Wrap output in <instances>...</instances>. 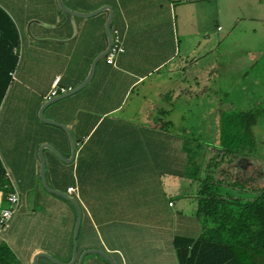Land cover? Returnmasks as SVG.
Returning a JSON list of instances; mask_svg holds the SVG:
<instances>
[{
  "label": "crops",
  "instance_id": "crops-1",
  "mask_svg": "<svg viewBox=\"0 0 264 264\" xmlns=\"http://www.w3.org/2000/svg\"><path fill=\"white\" fill-rule=\"evenodd\" d=\"M61 3L79 14L102 10L80 17L62 11L57 0H0L19 37L18 51L13 50L17 64L9 72L10 80L0 101V166L4 171L0 210L8 206L4 189L17 192L19 202L8 226L0 231V245L18 264H34L40 254L61 263L71 260L75 209L43 187L38 153L40 146L49 144L69 159L70 144L64 130L41 121L38 112L48 101L56 76L60 77V86L71 89L87 78L92 61L107 46L109 11L103 7L109 6L113 11L110 29L119 31L124 52L115 58L114 65L101 59L83 89L43 110L44 118L66 126L75 144L71 162L61 161L48 148L42 149L45 181L64 193L69 187L76 188L69 196L82 210L78 255L93 249L106 252L115 264H179L174 238L196 240L212 228L211 222L205 225L198 213L199 185L188 172L187 152L204 153V157L208 154L209 158L214 147L220 148V114L257 111L264 104L262 89L256 79L244 80L241 96L234 93L236 88L241 91L240 81L224 86L223 91L209 88L211 76L207 73L213 74L212 62L205 64L206 74L200 64L202 55L212 51L206 46L214 36L204 23L208 2ZM190 7L196 13L193 19L188 17ZM252 9H260L259 15L248 13L247 19L264 22V1ZM243 10L247 12L250 7ZM225 12L232 21L242 14L234 8ZM223 13L221 10L226 18L228 13ZM218 15L216 32L222 30ZM188 25L189 35L185 31ZM252 61L249 59L245 66L253 68ZM161 111H166L165 118L160 117ZM196 118L198 126L192 123ZM161 119L170 124L164 127ZM263 129L264 124H256L255 136ZM189 135L204 136V145L195 142L190 146ZM260 135L264 136L262 132ZM235 163L256 170L253 178L244 180L248 184H242L241 190L230 185L235 180L228 173L237 167ZM204 166L205 161L201 162L200 177ZM221 169L224 172H217L216 179L225 182L223 176L231 178L219 187L222 194L254 198L264 187V160L260 158L251 155L238 162L223 161ZM255 254L240 252L236 259L226 250L227 257L221 264H263L264 257ZM217 255L214 250L210 252L211 263L218 260ZM37 262L55 264L43 256ZM82 264L109 262L88 254Z\"/></svg>",
  "mask_w": 264,
  "mask_h": 264
},
{
  "label": "trees",
  "instance_id": "trees-1",
  "mask_svg": "<svg viewBox=\"0 0 264 264\" xmlns=\"http://www.w3.org/2000/svg\"><path fill=\"white\" fill-rule=\"evenodd\" d=\"M18 45L19 37L13 21L0 7V101L10 80L9 72L17 64V55L13 50ZM165 114L166 111H161L160 117ZM257 119V111L222 112L219 117L220 148L214 147L209 158L208 154L204 157L201 153L188 150V172L199 185L198 213L204 217L205 225L208 221L211 222L212 228L202 232L196 240L174 238L173 245L179 264H221L225 260L223 258L227 257L224 255L226 250L236 259L240 252L247 251L264 257V187L256 191L254 198L234 197L227 192L222 194L219 187L228 182L215 178L217 172H224L220 170L223 161H230V157L253 156L251 153L258 145L254 132ZM160 122L164 127L170 124L162 119ZM203 161L206 166L200 177ZM3 177L4 171L0 166V188ZM242 184L234 181L230 185L241 190ZM9 190L4 189L6 196L10 193ZM212 250L218 254V260L213 263L209 259ZM0 263L18 264L3 245H0Z\"/></svg>",
  "mask_w": 264,
  "mask_h": 264
},
{
  "label": "rangeland",
  "instance_id": "rangeland-1",
  "mask_svg": "<svg viewBox=\"0 0 264 264\" xmlns=\"http://www.w3.org/2000/svg\"><path fill=\"white\" fill-rule=\"evenodd\" d=\"M264 0H202L203 3L207 4V8L204 9L203 14L208 17L205 20V24L208 25V30L213 31L214 36L212 37L213 41H209L206 49H211L212 51L210 53H205L202 55L201 58V66L204 67L203 74L205 73V70L208 68H205V64H209L212 62V68H210L211 71H213V74H208L211 76L210 85L209 88L214 89H220L223 91L224 86H228L231 83H236V81H240L241 84L238 85L241 88V91L239 88H236L234 93L235 96H241L243 94V82L244 80L249 82L253 79L258 81L259 87L262 89V94L260 96L264 95V22L259 20H249L247 19L248 13H254L259 15L260 9H252L255 7V5L259 2H263ZM201 2V1H198ZM259 5H262L259 4ZM201 7V6H200ZM200 7H198L200 9ZM250 7V10L246 12V10H243L244 8ZM236 9L238 12H241L239 20H230L229 13L225 12L227 9ZM221 10L225 13H228L226 18H223L221 14ZM194 8L190 7L188 8V17L194 18ZM219 14V25H221L222 30L221 31H214L216 28V14ZM262 15V14H261ZM210 20V21H209ZM236 24H232L230 26V23L233 22ZM189 24H194L193 20L189 21ZM188 33V35L192 32L190 26H186L185 28ZM255 29V30H253ZM216 32V33H215ZM231 32V33H230ZM203 40H205V37H202ZM205 42V41H204ZM205 52V51H204ZM249 59H252L255 63L253 68H249L248 66H245L247 61ZM228 68L232 69V71H224ZM244 72V73H242ZM254 83V81H253ZM254 89L255 85L252 84ZM112 87L110 86V89ZM225 91V90H224ZM116 92H119L116 90ZM111 92H107V95H110ZM136 93V91L134 92ZM116 97L117 95L114 93ZM133 96V94H132ZM135 96V95H134ZM166 98V97H165ZM207 107H210L207 105ZM260 109V110H259ZM257 110L258 112V119H257V126L258 124L263 125L264 124V104L261 108ZM114 115V113H113ZM116 115V114H115ZM174 115V114H172ZM112 116V115H111ZM118 116V114L116 115ZM166 117V114L163 116V118ZM208 115H206V118ZM168 119V118H167ZM197 118L193 120L192 123H194L196 126L199 123L198 120L196 122ZM165 122V120H163ZM176 124L179 123L177 120L175 122ZM209 120L207 124H209ZM193 124V125H194ZM215 124V123H214ZM258 128V127H257ZM264 134V129L261 131ZM260 132V133H261ZM260 133L257 135V142L258 146L257 149L254 150L253 156L260 158L264 160V136L260 135ZM214 138V137H212ZM205 140L204 136L199 135H189L187 136V142L190 146H193L195 142L198 144H201L202 146L204 143L202 141ZM203 150V148H202ZM204 155V153H203ZM230 162H238L240 158H233L230 157ZM236 166L231 169V173H228L229 176L232 178V180H235L238 183L248 184L247 181H244L251 176L253 178L256 174V170L254 168H241V165L239 163H235ZM227 171V170H226ZM223 181H229L230 179L225 176H223Z\"/></svg>",
  "mask_w": 264,
  "mask_h": 264
},
{
  "label": "water",
  "instance_id": "water-1",
  "mask_svg": "<svg viewBox=\"0 0 264 264\" xmlns=\"http://www.w3.org/2000/svg\"><path fill=\"white\" fill-rule=\"evenodd\" d=\"M57 4H58L59 8L62 11L66 12V13H69V14H72V15H75V16H80V17H90V16H93V15L97 14L100 10H102V8H101V9L94 10V11L86 13V14H79L77 12H73V11L68 10L67 8H65L63 6V4L61 3V0H57ZM103 8L107 9L109 11V15H108V18H107V21H106V24H105V34H106V38H107V46H106L105 50H103L99 55H97L94 58V60L91 63L90 71H89V74H88L87 78L79 86H77L74 89H71L69 92H67L65 94H62V95H59V96H56V97H53V98L49 99L47 102H45L42 105V107L40 108V110L38 112V116H39L41 121L62 128L64 130V132L66 133V135L68 137V140H69V144H70V157H69V159H65L64 157H62V155L55 148H53L49 144H44V145L40 146L38 153H39L40 164H41L40 165V179H41L42 185L48 192H50V193H52L54 195H57V196L65 199V200H67L70 204H72V206L75 209L76 217H75V223H74V228H73L72 257H71L70 262L61 263L60 261L56 260L55 258H53L52 256H50L48 254H40V255H37L34 258V264H38L37 258L40 257V256L48 258L49 260H51L55 264H82V260H83L84 256L88 255V254L99 255V256L103 257L107 262H109V264H115L114 261L111 259V257L106 252H104L102 250L90 249V250L83 251L79 255L77 254V237H78V232H79V227H80V222H81V216H82L81 206L75 199L70 197L68 194H66V193H64L62 191L54 190V189L50 188V186L46 183L45 177H44L45 164H44V158H43V155H42V149L43 148H48L49 150H51V152L57 158H59L63 162H71L73 160V158H74V155H75V144H74V142L72 140V137H71L68 129L62 123L56 122L55 120H52V119L44 118L43 117V110L46 107L50 106L51 104H53V103H55V102H57V101H59V100H61L63 98H66V97H68L70 95H73L76 92H78L81 89H83L90 82V80H91V78L93 76L96 64L101 59H103L105 57V55L108 53V51H109V49L111 47V44H112L110 22H111V18H112V15H113V11H112V9L109 6H104ZM41 41H43V40H41Z\"/></svg>",
  "mask_w": 264,
  "mask_h": 264
},
{
  "label": "built area",
  "instance_id": "built-area-1",
  "mask_svg": "<svg viewBox=\"0 0 264 264\" xmlns=\"http://www.w3.org/2000/svg\"><path fill=\"white\" fill-rule=\"evenodd\" d=\"M184 1L189 2V1H197V0H184ZM111 36H112V44H111V47H110L108 53L104 57V61H105V63H107L109 65H114L115 58L119 54L124 52V48L122 45L121 35H120L118 30H116V29L111 30ZM14 51H18V49H14ZM59 81H60L59 76H56L53 79L52 84H51V88H50L49 93L46 97L47 100H49L53 97L65 94L71 90V88L60 86ZM75 191H76V188L69 187V188H67L66 193L68 195H71V194L75 193ZM6 201H7L8 206L6 208H3L0 210V231H2L4 228H6L8 226V222L16 210V207H17L18 202H19V196H18L17 192L9 193L6 196Z\"/></svg>",
  "mask_w": 264,
  "mask_h": 264
},
{
  "label": "flooded vegetation",
  "instance_id": "flooded-vegetation-1",
  "mask_svg": "<svg viewBox=\"0 0 264 264\" xmlns=\"http://www.w3.org/2000/svg\"><path fill=\"white\" fill-rule=\"evenodd\" d=\"M258 146V145H257Z\"/></svg>",
  "mask_w": 264,
  "mask_h": 264
}]
</instances>
